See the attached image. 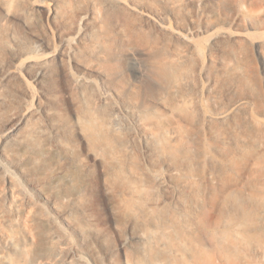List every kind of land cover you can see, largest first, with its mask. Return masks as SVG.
<instances>
[{
	"label": "bare ground",
	"instance_id": "6f19581e",
	"mask_svg": "<svg viewBox=\"0 0 264 264\" xmlns=\"http://www.w3.org/2000/svg\"><path fill=\"white\" fill-rule=\"evenodd\" d=\"M160 3L185 0H0V264H264V125L237 37L190 51ZM130 47L148 55L135 80Z\"/></svg>",
	"mask_w": 264,
	"mask_h": 264
},
{
	"label": "rangeland",
	"instance_id": "374dc122",
	"mask_svg": "<svg viewBox=\"0 0 264 264\" xmlns=\"http://www.w3.org/2000/svg\"><path fill=\"white\" fill-rule=\"evenodd\" d=\"M211 3H213L212 0H185L183 10L181 12L176 10V13L171 12L169 7H167L168 4L166 6V4L160 3V8L174 29L189 33L192 40L190 51L195 49L206 54L203 49L204 44L209 36L216 31H226L237 37L236 39L229 38L226 45H230V48H237L240 53L239 59L246 67L248 77L254 88L253 94L250 95L256 100V103H253L251 107L250 114L264 125V0H227L223 13L220 11L225 20L209 12L214 6ZM88 8L89 3L82 5V10L86 11ZM33 26L35 30L41 32L53 29V26L46 18L38 19ZM53 37L57 39L54 32ZM30 39L34 40L32 37ZM55 42L57 43V41ZM230 48L226 47L224 49L225 55L230 53ZM127 53L131 78L135 80L137 75H146L148 72V55L146 51L130 47ZM204 59L206 60V55H204ZM195 82L193 93L197 92L205 102H208L207 95L202 93L204 85L207 84V78L197 74ZM56 93L60 98H66L67 88L64 84H58ZM239 94L240 92L229 91L227 88L222 96L224 97V102L228 103L239 96ZM63 107L66 112L69 110L70 113L68 104L65 103ZM79 151L83 156H86L83 149L80 148ZM235 177L234 174L231 175L232 179H235ZM94 178L95 180L100 179V173L97 170ZM213 181L217 182L215 178ZM243 185H246V180H244ZM97 201V197H91V203L95 206L98 222L101 227L111 231L112 219L107 214L104 206L100 205L99 202L97 203ZM113 237L115 240L117 235L113 234ZM115 259L117 264H123L125 261L124 255L119 250Z\"/></svg>",
	"mask_w": 264,
	"mask_h": 264
}]
</instances>
